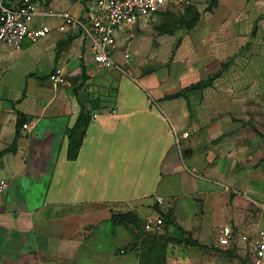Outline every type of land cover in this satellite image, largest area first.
Instances as JSON below:
<instances>
[{
  "label": "crops",
  "instance_id": "1",
  "mask_svg": "<svg viewBox=\"0 0 264 264\" xmlns=\"http://www.w3.org/2000/svg\"><path fill=\"white\" fill-rule=\"evenodd\" d=\"M93 1L41 0L40 9L79 15ZM188 8L177 28L158 21L168 9L152 15L150 27L137 23L148 52L140 56L135 47L130 64L114 59L150 95L113 74L97 81L102 94L91 95L92 71L112 68L92 63L87 43L59 17L42 20L50 30L35 43L0 45V264H144L141 241L163 264H253V247L240 235L264 230V218L254 220L248 196L234 195L226 213L218 188L233 182L247 189L252 180L235 167L254 157V138L241 126L264 103V0H192ZM57 66L63 81L53 84ZM83 71L88 80L79 88ZM81 107L90 119L76 158L68 159L67 132ZM145 144L153 152L148 192L137 190L149 180L139 170ZM200 196L203 204L216 199L218 222L204 225L192 203ZM128 212L138 226L112 223V214ZM160 214L166 226L157 235L198 245L137 237L142 228L154 233L146 219ZM223 225L233 230L228 249L218 242ZM158 243L163 252L154 255Z\"/></svg>",
  "mask_w": 264,
  "mask_h": 264
},
{
  "label": "built area",
  "instance_id": "2",
  "mask_svg": "<svg viewBox=\"0 0 264 264\" xmlns=\"http://www.w3.org/2000/svg\"><path fill=\"white\" fill-rule=\"evenodd\" d=\"M190 3L192 0H94L81 14L74 15L68 10L42 11L41 0H0V45L20 49L24 39L35 43L50 30L42 20L59 17L64 25L75 29L87 43L92 63L99 68H119L113 58L118 30H130L158 11ZM49 80L53 84L62 82L63 68L55 67L49 74ZM21 127L30 130L31 124L24 122ZM174 135L177 140L175 132ZM182 136L187 137L188 132H183ZM5 187L6 181L0 180V193ZM157 202L162 200L158 198ZM255 203L264 210V201ZM163 225L161 217L146 219L147 230L159 232ZM232 238V228L223 225L219 230V244L225 247ZM240 239L253 247V264H264V230L255 229L252 235L242 234Z\"/></svg>",
  "mask_w": 264,
  "mask_h": 264
},
{
  "label": "rangeland",
  "instance_id": "3",
  "mask_svg": "<svg viewBox=\"0 0 264 264\" xmlns=\"http://www.w3.org/2000/svg\"><path fill=\"white\" fill-rule=\"evenodd\" d=\"M191 11L192 10L189 9L188 7L177 6V7H173L171 9L165 10L164 12H159L156 16L160 17V18H158L159 19L158 21H161V23L163 22L165 24H171L172 26L177 28V26L181 25V22H183V20L185 18L184 15L187 12L189 14H191L192 13ZM153 16H155V14ZM151 19L152 18L149 17V20L146 21L147 27H150L155 23V22L154 23L151 22L150 21ZM148 24H149V26H148ZM133 27H132L133 29H130L128 31L118 30L116 32V46L117 47L114 50L113 58L115 60L118 59L119 63L121 65L125 64V63L126 64L133 63L135 61L136 57L138 56V54L140 56H145L149 50V45H147V43L142 39L143 38L142 35L145 34V32H143L144 29H142V28L137 29L135 25ZM129 38H130V40L128 41ZM135 47H137L139 49L138 54L134 51ZM126 51L129 55V57H127V58L123 57V54L126 53ZM87 59H88L87 61H90L89 57ZM88 63H90V62H88ZM91 65H92V63H91ZM114 69H117V70H114ZM119 69H121V67L112 68L111 70H103V69H98V71L93 70L92 72H94V74L92 76V79L94 78L95 81H90L92 83V85L87 88L91 92V95H94V94L97 95L98 92L102 94L105 90L103 91L102 86L100 87V85L97 81L99 79H102L101 84L104 85L105 81H107L104 79H106L107 77H111L113 75H115L118 78L115 80L116 83L118 82V80H120V82H124L127 85L131 86L138 94H140V93L143 95L152 94L151 91L148 90V88L145 86V84L142 83L141 80H143V79L136 78L137 81H134L127 74H123V73L121 74V72L118 71ZM150 70L151 69H149L148 72ZM85 77H84V71H83L82 75L80 76V79H79L81 81L79 88H81V86L83 87V85H81V84L86 85L88 79L86 80ZM96 84H98L100 88ZM106 86H108V85L106 84ZM108 90L110 92V91H114L115 89L113 88V86H111L110 89H106V91H108ZM257 104L254 105L253 109H250L249 111H247V114L244 117L243 123L241 126V128L251 131V133L246 131V133L248 135L247 139H249V141H250L251 137L254 138V148H253L254 149V151H253L254 157L249 158L248 161H246V160L242 161L240 159V162H238V166H240V167H238V166L235 167V168H238L239 170H243L241 172V174L243 173L242 174L243 176L248 175L247 176L248 180L252 178L251 181L249 180L250 181L249 184L251 186L248 185L249 188L241 189V188L237 187L239 185H233V182L232 183L226 182L229 185L228 188H225L226 185H222L221 189H220V186L218 188L219 191H222L221 193H219L220 194V206L223 209V211H225L226 213H228L229 209L234 206L233 205V199H232L234 195L248 196L249 199L253 200V202H251V200H250V204H251L250 206L252 207V215H253L254 220H259L260 218H264V210L260 209L257 206V204L254 203V202L261 203L264 201V103H263L261 98L258 100ZM231 113H230V117L232 116L231 117V119H232L233 115ZM243 139H245L244 136L240 142H242ZM146 140L149 142V138H147ZM147 141H145V142H147ZM145 147H146V150L143 152L146 153L147 159H143V165H142L141 169H139V170L142 172L143 180L146 177H148L149 180H148V182H146L147 184L142 183V187L138 186L137 190L141 189L145 192H148L150 190L152 184H153L151 182V179L154 176H152L153 165L151 164V158H150V157H152L151 156L152 149L150 148V145H148V144H145ZM245 152L248 153V151H245ZM245 152H244V156H245ZM249 153H250V151H249ZM118 181L119 180H117V182ZM237 183L240 184V182H237ZM209 184H210L209 185L210 187H213L211 182ZM226 193L228 194V196L230 194V196L227 197ZM210 196L205 197L204 204L201 202L202 196H200L201 197L200 200L198 199L197 201L192 202L193 207L198 211V216H202V214H203L202 218L204 217V221H205L204 225L212 224V221H214L215 219H216L215 222H218V220H219V215L215 214V213H217L216 212L217 209L215 210V208L219 207V205H218V203H216V199L215 198L213 199V197H210ZM214 202H215V204H213ZM164 205H160V206L163 207ZM202 206H203V208H202ZM238 206H239V204H238ZM162 215L160 214L161 218L163 219V223L166 226L165 215L164 214H162ZM232 223H234V221H232ZM142 229L145 231V233L147 232L144 228H142ZM144 231L140 235H138V233L136 232L137 237L138 236L141 237L142 240L145 239ZM133 232H135V231H133ZM141 242H143V244H144V245H142L143 251L142 252L140 251L138 254L141 253L140 255L142 256V260H143L144 264H146V263L147 264H163L164 263V260H162L161 258L156 257L154 259H151L150 258L151 252L149 251L150 247L146 246L145 241H141ZM162 244L163 243H158V245H156L155 249H153L154 255L157 252H159V253L163 252V250H161V249H163ZM222 248H227V247H222ZM149 252H150V254H149ZM148 255H150V256H148Z\"/></svg>",
  "mask_w": 264,
  "mask_h": 264
},
{
  "label": "trees",
  "instance_id": "4",
  "mask_svg": "<svg viewBox=\"0 0 264 264\" xmlns=\"http://www.w3.org/2000/svg\"><path fill=\"white\" fill-rule=\"evenodd\" d=\"M187 5L186 7H188ZM197 13L195 12L194 18L197 17ZM90 116L89 112L86 110V108L81 107L79 114L77 116V119L74 123V125L69 128L67 132V157L68 159H74L76 158L78 154V150L80 148V145L82 143L83 137L85 135L86 127L89 122ZM22 120V119H21ZM22 123L20 122L19 126H21ZM1 154V153H0ZM111 221L115 225H126V224H133L137 225L138 217L134 215L131 212L128 213H116L111 215ZM138 226V225H137ZM144 230H140L138 235H140ZM144 236L145 238H154V239H159V241H174L176 243H182L185 242L187 244H194L198 245L196 241L189 240L186 241L185 239L177 240V239H172L170 237H162L160 235H157L155 232L150 233L144 231Z\"/></svg>",
  "mask_w": 264,
  "mask_h": 264
}]
</instances>
